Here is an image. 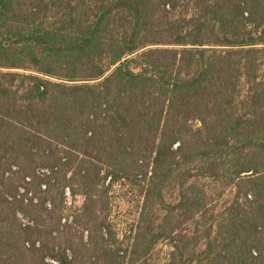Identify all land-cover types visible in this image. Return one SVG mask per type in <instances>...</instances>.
<instances>
[{"label":"trees","instance_id":"trees-1","mask_svg":"<svg viewBox=\"0 0 264 264\" xmlns=\"http://www.w3.org/2000/svg\"><path fill=\"white\" fill-rule=\"evenodd\" d=\"M0 264H264V0H0Z\"/></svg>","mask_w":264,"mask_h":264},{"label":"rangeland","instance_id":"rangeland-1","mask_svg":"<svg viewBox=\"0 0 264 264\" xmlns=\"http://www.w3.org/2000/svg\"><path fill=\"white\" fill-rule=\"evenodd\" d=\"M141 200L138 191L126 184H117L111 189L109 194L110 220L119 235L129 231L136 223ZM82 202L83 198L78 196L74 199L70 198L68 205L79 207ZM168 251L167 244H160L154 252V259L162 261Z\"/></svg>","mask_w":264,"mask_h":264}]
</instances>
